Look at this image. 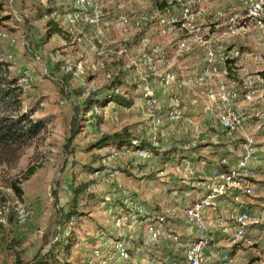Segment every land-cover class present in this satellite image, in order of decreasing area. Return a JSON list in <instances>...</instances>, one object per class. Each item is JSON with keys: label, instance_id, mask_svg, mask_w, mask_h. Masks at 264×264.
<instances>
[{"label": "built area", "instance_id": "2783aa9c", "mask_svg": "<svg viewBox=\"0 0 264 264\" xmlns=\"http://www.w3.org/2000/svg\"><path fill=\"white\" fill-rule=\"evenodd\" d=\"M235 1L236 5L234 0L226 4L215 0H169L163 8L153 6L131 13L118 3L107 18L102 0H71L64 15L68 43L81 44L90 33L92 40L98 41L91 43L94 54L117 61L105 73V85H110L115 77L121 85L98 91L90 80L82 79L85 59H64L60 72L77 80L83 97L125 96V86L140 87L145 116L153 129L148 146L134 140L107 150L101 148L99 168L88 173V180L103 186L122 174L118 160L152 158L153 148L160 144L156 133L163 121L175 123L181 130L196 123L195 116L187 111L190 106L200 105L228 135L240 134L244 140L243 153L233 168L215 167L208 177L195 180L194 185L205 192L182 211V218L194 235H185L169 222V218L178 217L177 211L146 210L128 189L117 187L113 193L120 205L107 201L105 210L112 230L90 246L82 260L86 264H143L132 256L122 233L123 229L131 232L138 228L146 233L148 244L165 240L182 251L183 264H241L226 248L205 255L214 232L236 243L244 239L249 225L258 222L255 215L246 211H239L232 221L212 215L221 198L241 203L253 196L247 172L253 158V141L245 127L264 123V0ZM113 21L130 31L118 41H101L100 26ZM0 35L9 38L1 31ZM21 83L27 86L29 79L22 77ZM160 91L168 96L165 105L161 104ZM92 113L101 114L98 104L92 105ZM183 163L191 164L185 159ZM225 163V159L219 161ZM11 213L20 225L31 216L23 204L7 202L0 206V222H5ZM72 224L71 220L65 235L70 233ZM243 264H264V258Z\"/></svg>", "mask_w": 264, "mask_h": 264}, {"label": "rangeland", "instance_id": "374dc122", "mask_svg": "<svg viewBox=\"0 0 264 264\" xmlns=\"http://www.w3.org/2000/svg\"><path fill=\"white\" fill-rule=\"evenodd\" d=\"M122 1L126 12L137 7V4H133L134 0ZM225 1L232 3L233 0ZM148 2L151 1L140 0L138 9L146 10ZM19 3V0H0V31L9 35V38L0 35V62L2 63L0 68V136L8 130L10 125L17 122L18 116L26 112L34 120L43 119L44 126L38 136L33 137L29 142L20 140L0 143V189L8 200L2 205L7 202L21 203L31 211L30 218L22 225L16 222L14 216H10L9 222L0 226V240L5 237L4 242L7 243L6 248L1 250L7 258L0 257V264H13L14 251H18L24 261L32 260L37 253L48 251L50 245L61 233L60 223H64L65 214L71 207L72 179L74 178L76 183L86 179L88 173L86 166L92 162V154L98 152L95 142L99 137L103 134L120 132L124 127L130 129L133 134L144 137L145 132L150 134L149 126H151L150 119L145 116V111L139 106H121L112 103L108 107L99 106L101 114L98 116H93L92 110L88 112L85 115L86 119L80 121L78 133L67 144L66 139L70 135L72 105L83 100L77 80L68 79L67 86L63 88L61 78L66 75L56 67V62H59L60 65L64 59H67L68 41L58 34L47 39L44 37L46 20L35 19L34 11L38 4L36 0H25V7L31 18L27 26L24 18L15 9V5ZM234 5H236L235 0ZM109 26L112 27V31L115 29L122 34L130 31L129 28L115 21L101 25L99 37L103 42H111L105 38ZM93 41L95 39L89 41L90 47ZM95 42L98 43V41ZM91 50L93 61L91 59L88 62L85 59L87 61L86 69L82 74V79L90 80L98 87V91H102L104 75L110 69L107 63L110 61L105 57H97L92 48ZM78 59L83 58L74 57L72 60ZM12 77L16 78L17 82L13 85L14 88H11L13 90L9 91L6 80ZM22 77L29 79L27 86L21 83ZM129 88L130 92L135 90V95L139 96L140 87L130 86ZM6 91H9L7 95L4 94ZM159 96L162 100L165 95ZM80 115L82 116V112ZM173 128L172 124L163 121L159 137L170 138L169 130ZM163 138H160V144L163 142L161 146L164 148ZM179 139L180 136H177L176 144L180 142ZM168 143H170V139H168ZM209 145L212 147L209 146L206 149L210 154H215L216 157L224 154L220 148L221 138L218 143ZM157 159L160 164L166 163L162 166V170L167 169L169 171L167 175L171 173L175 179H179L176 169H174L175 172H170L176 161L173 163L171 159L164 160L160 156ZM133 162L134 165L137 164V161ZM96 164L94 163V165ZM121 164L119 163L118 168L123 169ZM152 164L139 165V169L145 171L146 174L138 179H153L149 177L155 176L160 165L156 167ZM30 166L36 168L35 173L27 179H23L24 172ZM170 166L171 168H169ZM176 168L182 167L177 166ZM182 173L183 171L180 169L179 174ZM14 180H20L22 197H18L10 186ZM159 183L163 184L164 188L160 184L153 185L150 182L145 187V193L153 195L155 191L149 189L154 186L157 194L161 192L160 195L164 202L162 205L157 204L156 206H153L151 201L144 202L145 208L147 210L150 208L155 210L176 209L182 217V211L189 204L191 197L188 196V201L180 198L182 188L178 187L177 182L169 183V185L160 181ZM89 190L96 191V198L89 203L84 198L79 199L77 210L83 214L75 229L74 237L68 240L73 243L72 248L68 255H60L62 259H68L72 264H80L82 255L89 251L86 247L93 242L92 236L98 232L101 226L107 223L105 228L112 230L110 218L105 210L106 202H112L113 197L104 193L103 190H98L95 186ZM101 196L103 197L101 198ZM171 224L182 230L186 227L181 219H178V222L171 221ZM255 229L254 233H259L263 228L256 226ZM122 232L125 235L129 234L126 229H123ZM140 236L145 239L146 233H141ZM245 239H249L248 236ZM261 242L264 244V239ZM247 243L244 246L242 244L235 246L236 250H231V253L242 263L253 260L255 258L253 252L258 251L254 244ZM137 259L143 264L146 263L140 254L137 255Z\"/></svg>", "mask_w": 264, "mask_h": 264}, {"label": "crops", "instance_id": "0c3cea01", "mask_svg": "<svg viewBox=\"0 0 264 264\" xmlns=\"http://www.w3.org/2000/svg\"><path fill=\"white\" fill-rule=\"evenodd\" d=\"M44 2L46 5L54 7L55 11L59 13V11H67L70 6H71V0H48V3L45 2V0H39ZM104 4V12L107 18L109 17L110 14L114 13V8L115 5L118 3H122V0H102ZM133 4H137V7H133L130 12L133 11H142L138 8V4H140V0H134ZM215 2L223 3L226 2L225 0H215ZM127 7V6H126ZM153 7L151 5V2H148L146 6V10ZM129 11V10H128ZM41 20V19H40ZM111 23V22H109ZM109 26L108 31L105 35V38L110 41H118L121 39L126 33H118L115 29ZM118 30V29H117ZM92 41V36L90 33L87 34V39L84 40L81 44L77 45H70L68 43L69 51L66 54L67 58H79L82 57L83 59H86L88 62L92 59L93 53L89 44V41ZM65 42V40H63ZM85 57V58H84ZM95 57V56H94ZM95 59V58H94ZM93 61V59H92ZM114 63H107V66L109 68H112ZM108 68V69H109ZM104 85H105V78H104ZM130 86H125V93L126 95L124 96L126 99L130 100L131 103L130 105H133V107H140L142 110H144L143 107V100L141 98V91L139 90L138 94L139 96L135 95V90L134 92H130L129 88ZM161 95H165L164 98L161 100V104L165 105L166 100L168 96H166L165 92L160 91L159 92ZM161 98V96H160ZM114 102H109L107 103L104 107L111 106V104ZM117 104V103H116ZM129 105V106H130ZM122 106V105H121ZM188 113L192 114L195 116V124L187 127V130H181L178 128V125L172 122H168L174 126L176 129L174 131L173 129L169 130L170 133V138L164 139V148L162 147L161 150H168V153H165L164 155L158 154L152 156V158L148 161L149 163H153L152 165L154 166H159L160 169L158 172L155 174L154 177L150 176L149 178H153L152 180L149 179H138L139 177L145 175V171H142L139 169V165H134V160L132 158H127L125 160H118L117 166L119 163L121 164V167L124 169L122 171V174L117 178L113 179L112 181H108L106 184L103 186H98L95 182L89 187L95 186L98 188V190H103L104 193H108L110 196H112L115 200H118V196L116 193H113V189L117 187H125L128 189L134 197L137 199V201L143 203L144 202H149L151 201L153 206H156L157 204L162 205L164 202V199L162 198L161 192L160 194L156 193V190L154 186H151L149 190L155 191L153 195L145 193L146 188L150 182L153 183V185L160 184L163 187V184L159 183L164 182L169 185V183H175L177 182L178 187L182 188L180 198L184 201H188V196H190V201H193L197 195H202L205 192V189L199 188L194 185L195 180L198 179H204L208 177L212 171V169L217 165L218 161L221 159H225L226 166L228 167H233L240 155L243 153V138L240 134H236L230 137H227L224 133L221 127L214 121V119L203 112L202 107L200 105L195 106V107H188L187 109ZM90 116V115H89ZM150 128V129H149ZM149 133L145 132L143 135L141 131V135H143L145 139L149 140L152 137L153 134V129H152V123L151 126H149ZM130 130V129H129ZM197 130H202L201 134H198ZM131 131V130H130ZM245 131L247 134L250 135L253 141V158L250 160L248 167H247V172L249 174V181L251 186L254 189V194L250 199H245L241 203H237L234 201L232 198L226 197V198H221L219 199L216 204L214 211L212 213L213 216L219 215L223 216L229 221H232L233 217L235 214H237L239 211H246L252 215H255L257 217L258 222L249 225L246 230H245V237L248 236L249 239H244L237 242L238 245H246L247 244H254L258 248L257 252H253L254 256H259L260 258H254L255 260H249L247 262H252L256 261L259 259L264 258V244H262L261 241L264 239V123H259V124H248L245 127ZM132 132V131H131ZM160 132V133H159ZM161 134V125L157 129V134ZM135 135V134H134ZM161 136V135H160ZM177 136H180V142L176 144L175 140H177ZM222 139V145H220L221 150L223 151L224 154L221 156H215V154H210L209 151L206 149L209 146L212 147L209 144H216L219 142V139ZM168 139H170V143L167 144ZM218 141V142H217ZM163 143V142H162ZM206 145V146H205ZM112 146H106L103 147L104 150L109 149ZM101 149L98 150L100 152ZM174 151H179L175 153ZM162 157L164 160L166 159H171L173 163V169L170 170V172H175L174 169H176V174L178 180L175 179L173 175H167L169 171L167 169L162 170V166L166 165V163L160 164V161L157 159ZM206 157V158H205ZM189 160L191 164L189 166H185L183 161ZM163 160V161H164ZM171 163V164H173ZM148 164V163H146ZM95 166H99L97 163ZM182 167L180 168L183 173L179 174L180 169H177L176 167ZM149 167V166H148ZM171 168V166L169 167ZM135 171V172H134ZM89 173V172H88ZM87 173V175H88ZM185 174V175H184ZM128 175V176H127ZM166 176V177H165ZM161 177V178H158ZM163 177V178H162ZM85 180V179H84ZM86 180L87 176H86ZM144 181V182H143ZM164 188V187H163ZM96 193V191L94 190ZM98 193V191H97ZM103 196H101L102 198ZM100 198V197H99ZM147 210V209H146ZM149 210H155L153 208H150ZM166 210H175L176 209H160L156 211H166ZM177 218H180L179 213L177 212ZM109 221V220H108ZM107 221V222H108ZM108 225L107 223L104 226H101V228L106 227ZM256 226L262 227L263 229L259 233H254V230H256ZM179 230L184 233L185 235H190L192 236V232L188 227H185V229L179 228ZM137 239L135 242L138 244L139 239L141 238L140 234L144 233V231L140 228L137 229ZM141 231V233H139ZM124 235L125 233L122 232ZM95 237V235L92 236V240ZM213 238V245L219 248H226L228 250H236L234 244L235 243H230V241L227 239L226 236H221L218 234L213 233L212 235ZM95 242L88 245L87 250H89L90 246ZM134 246V245H133ZM234 246V248H233ZM138 251L135 253V257L137 258V255L140 254L145 261H147L150 256L147 254L146 251L143 252V246H140L138 248ZM89 252V251H88ZM85 254L82 255V258L84 257ZM0 257L4 258L7 256H4L3 252H0ZM242 263V261H241ZM246 263V262H245ZM2 264V263H1ZM4 264V263H3ZM243 264V263H242Z\"/></svg>", "mask_w": 264, "mask_h": 264}, {"label": "trees", "instance_id": "16d2710c", "mask_svg": "<svg viewBox=\"0 0 264 264\" xmlns=\"http://www.w3.org/2000/svg\"><path fill=\"white\" fill-rule=\"evenodd\" d=\"M19 1H20V3L15 5V9L24 18L25 23L28 26L31 18L29 17V15L27 13V9L25 7V0H19ZM150 1H151L152 6H159L160 8H163L164 6H168L169 0H150ZM36 2L38 4L36 6V10L34 11L35 12V14H34L35 19H38V20L45 19L46 20V32H45L44 37L47 39V38H50L51 36H53L55 34H58L61 37H63L64 39H67V35H66L65 29H64V15H65L66 11H61V12L59 11V13H58L55 11L54 7L48 6L44 2L39 1V0H36ZM45 2L48 3V0H45ZM227 2L228 1L223 2V3L226 4ZM166 9L169 10L170 8L168 7ZM109 63H114V65H113V67H114L115 64L117 63V61H110ZM1 66H2V63L0 62V68H1ZM56 67L59 68V62H56ZM112 68H110V69H112ZM261 74L264 75V69H262ZM65 75L66 76H63L61 78L63 88L65 86H67L68 81H69L68 79L72 80L70 75H68V74H65ZM16 82H17V79L14 77L8 78L6 80L7 85H9V91L13 90L11 88H14L13 85ZM120 85H121V81L119 80L118 77H115L111 81L110 85H104L103 88L111 87V86L116 87V86H120ZM9 91L4 92V94L7 95L9 93ZM78 102H79L78 104L72 105V117H71V121H70V135L66 139L67 144L70 143L74 139L75 135L78 133L79 127L81 124L80 121L86 119L85 115L88 112H91L92 105L94 103L98 104L100 107H104L109 102H114V103H117V104L122 105V106H129L131 103L130 100L126 99L124 96H121V95H114L112 98H106L105 96H101L99 98H94L93 94H91L87 97H83V100L78 101ZM81 112H82V116L80 115ZM93 116H98V115H93ZM43 126H44V120L43 119L34 120V119H32V117H30L29 113H27V112L23 113L20 116H18L17 122L10 125L8 130L0 136V143L18 142L20 140H22V141L25 140V142H27V141L29 142V140L32 139L33 137L38 136V134L42 130ZM189 126H191V125L185 126L184 130H187V127H189ZM222 130H223V133L227 137H230V135H228L224 129H222ZM197 132H198V134H201L202 130H197ZM159 133L158 134L156 133V137L160 143V140H161L160 138H162V137H159L160 136ZM134 140H138L139 143L141 145H144V146H146V145L148 146L150 144V139L147 140L143 137H140L139 135H134L127 127H124L120 132H114L111 134H103L95 142V147L97 148V150H99L103 147H106V146H117L118 147V146L125 145V144H131L132 141H134ZM161 144H159L158 147L153 148V156L158 155V154L164 155L165 153H168V150H166V151L161 150L162 149ZM92 158H93L92 162H90L86 166V167H88V169H86V172H93L99 168V166H95L94 163L99 162L100 153L99 152L93 153ZM133 160L137 161L136 165L149 163L148 162L149 160H146V161H139L136 159H133ZM219 161L215 167H222L225 169H231L235 166L234 165L233 167H228V166H226V163L225 164H219ZM35 169L36 168L34 166L28 167L23 174V179H27L28 177L33 175L35 173ZM119 170L123 171L124 169H120V167H119ZM74 182L75 181L73 178L72 179L73 195L70 199L71 207L68 209L67 213L65 214L66 217L64 219V223H63L64 225L62 223H60L61 233L56 238L54 243L52 245H50L48 251H46L44 253H37L36 255H34L33 259L29 260V261H24L21 258L20 253L18 251H14V254H13L14 263L13 264H72L71 261H69L68 259H66V260L62 259L60 257V255L61 254H67L68 255L70 253L71 248H72L73 243L68 242V240L69 239L71 240L74 237L75 229L79 225L78 222L82 218V214H83L81 211L77 210L78 201L80 198L81 199L84 198L89 203L90 201H92L96 198L95 192L89 190V187L94 183V180H86L85 179L82 181H78V183H76V182L74 183ZM10 186L18 197H22V189L20 187V180L12 181ZM131 195L134 197V195L132 193H131ZM6 201H8V200L3 196L2 191L0 189V205L5 203ZM112 203L115 205H120L119 198H118V200H115L113 198ZM191 203H192V201L188 205H190ZM188 205H186V206H188ZM10 216H13V214L11 213V214L7 215L5 222H0V226H3V224H6V222H9ZM178 219H181L185 223L186 227H188L186 222L184 221V219L182 217H180V218H177V217L176 218H169V222L170 223H171V221L172 222H178ZM71 220L73 221L72 229L70 230V233L68 235H65V231L67 230L68 223ZM60 222H63V221H60ZM104 228L105 227L100 228L98 230V232L95 234V237L93 238V240L96 241L98 239V237L108 234L109 230L106 228L104 229ZM137 233H138V231L135 229V230L129 232L128 235H125V238H126V241H127V244H128V247H129V250H130L132 256H136L135 253L138 252V248L140 246H143V252L146 251L147 254L150 256V258H148L146 263H144V264H155V263H157V264H183L184 263V254L182 253V251L177 250L168 241L161 240L158 244L151 245V244H148L147 236H145V239L140 238L138 241V244L136 243V245H135L136 239L138 238ZM140 233H141V231H140ZM214 233L223 236L219 232H214ZM192 235H194L193 232H192ZM4 241H5V237H2V239L0 240V252H1V250H4L7 246V243H5ZM237 244L238 243L236 242L234 244V246ZM8 246H10V245H8ZM8 248H10V247H8ZM224 249L225 248H223V247L219 248V247L214 246L213 245V238L211 236L209 247H208V249L205 250V255H210L209 251H219V250H224ZM139 252H141V251H139ZM229 253L232 254L231 251ZM255 258L258 259L260 257L255 256ZM82 260H83V258L81 259L80 264H86Z\"/></svg>", "mask_w": 264, "mask_h": 264}]
</instances>
